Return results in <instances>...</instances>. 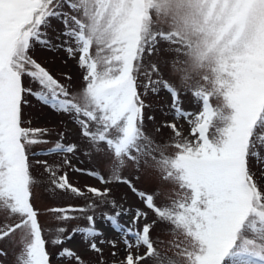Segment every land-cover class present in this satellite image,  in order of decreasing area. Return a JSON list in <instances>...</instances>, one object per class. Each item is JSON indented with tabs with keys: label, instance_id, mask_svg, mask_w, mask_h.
Returning a JSON list of instances; mask_svg holds the SVG:
<instances>
[{
	"label": "snow or ice",
	"instance_id": "obj_1",
	"mask_svg": "<svg viewBox=\"0 0 264 264\" xmlns=\"http://www.w3.org/2000/svg\"><path fill=\"white\" fill-rule=\"evenodd\" d=\"M65 3L74 14L57 11ZM119 3L120 0H0V203L10 215L21 217L17 225L0 226V240L11 237L18 229H27L17 241L22 245L17 264H53L54 257H71L78 264L81 261V257L68 248L59 253L47 250L48 241L42 235L39 211L31 203L30 191L26 193L30 176L28 146L46 142L39 137L47 131L22 126L23 107L31 95L54 110L74 113L82 136L93 142L106 143L113 150L107 164L108 176L98 170L74 169L105 185L87 188L99 198L100 204L109 203L105 200L111 192L108 184L125 183L161 222L170 221L191 237L187 264H264V190L258 188L248 167V158L257 155V144H264V135L257 131L264 129V93L257 92L253 97L239 86L233 88L226 96L227 112L213 108L208 98L200 92L195 93L203 98V111L193 121L195 127L192 129L194 134H199L198 142L195 145L188 141L178 142L175 147L181 151L175 158H166L167 163L160 161L167 177L174 178L191 194L180 202L173 201L170 207L156 205L158 193L136 189L131 180L120 174L126 158L138 161L129 147L145 138L139 124L145 103L135 75L138 50L134 41L115 26L109 15ZM58 16L64 17L66 31L63 34L74 38L77 45L66 48L68 56L72 57L78 51L79 66L86 69L84 79L87 83L80 93H70L66 85L29 55L34 42L54 47L42 39L46 35L43 29L49 26V18ZM94 45L95 55L91 51ZM25 76L38 82L40 90L33 91L26 85ZM156 83L163 84L172 94L175 111L183 115L178 89L167 81ZM214 121L222 126L216 127L217 134L209 138L206 133L214 126ZM93 122L97 130L91 128ZM167 126L175 130L177 137L181 135L175 123ZM77 149L75 143H56L48 151L74 154ZM95 150L100 151L99 148ZM38 154L31 153L33 156ZM64 163L71 165L67 157ZM52 174L55 177L54 171ZM53 182L61 190L85 195L69 182L67 174ZM110 203L118 207L114 200ZM96 206L92 203L57 208L55 211L60 215L56 219L77 218L71 213H84ZM120 214L118 208L115 214H108L107 219L115 224ZM147 216V212L136 209L133 224L141 218L147 220ZM87 220L95 224L93 215H88ZM154 223H145L142 230L126 229L135 237V243L124 239L127 255L121 264H145L152 258L157 259L158 264H165L164 257L153 251L150 232ZM83 231L91 236L98 234L93 227ZM63 232V228L57 229V238L51 241L52 245L62 243ZM112 243L115 246V242ZM141 244L146 247L145 253L132 251ZM90 248L102 251L95 242ZM5 254L0 251V255Z\"/></svg>",
	"mask_w": 264,
	"mask_h": 264
},
{
	"label": "rangeland",
	"instance_id": "obj_2",
	"mask_svg": "<svg viewBox=\"0 0 264 264\" xmlns=\"http://www.w3.org/2000/svg\"><path fill=\"white\" fill-rule=\"evenodd\" d=\"M57 11L74 14L66 3ZM109 15L115 26L134 41L138 50L135 75L138 91L145 103L139 122L145 138L129 147L138 161L126 158L120 174L131 180L136 189L158 193L155 195L156 205L170 207L173 201L180 202L191 192L181 188L174 178L167 177L160 161L167 163L166 158H175L181 151L175 147L176 143L188 141L195 145L198 142L199 134H194L192 129L195 127L193 121L203 111V98L195 93H202L213 108L224 112L228 111L226 96L237 86L249 96L264 93V0H120ZM63 19V16L51 17L49 26L43 29L46 35L42 39L54 47L34 42L29 55L75 94L86 87V69L79 66L78 51L72 57L66 52L68 46L76 48L77 45L74 38L63 34L66 31ZM91 51L95 55V45ZM23 79L33 91L40 90L38 82L27 76ZM159 80L167 81L178 89L183 115L175 111L172 94L165 90L163 84L156 83ZM153 88L158 90L153 91ZM27 99L22 126L47 129L43 137H39L46 142L28 146L30 176L26 187V193H31L33 207L39 211L42 235L48 241L47 250L59 253L68 248L81 257L80 264H121L127 255L124 239L135 243V237L126 229L142 230L145 223L154 221L150 232L153 251L164 257L165 264H187L191 237L183 229L175 228L170 221L161 222L127 184H108L111 192L105 200L109 203L104 204L87 191L88 186L103 188L105 185L74 169L98 170L108 176L107 164L112 159L113 150L106 143L93 142L82 136L74 113L54 110L35 96L30 95ZM171 123L177 125L181 133L179 137L167 126ZM90 126L97 130L94 122ZM219 126L222 125L214 121V126L206 133L209 138L217 134L216 127ZM257 131L264 135V129ZM56 143H75L78 149L74 154L49 152ZM257 150L256 156L248 158V167L258 188L264 190V144L258 143ZM31 153L40 154L33 156ZM65 157L71 161L70 166L64 163ZM64 174L70 183L85 192L84 196L58 188L53 180ZM112 200L118 207L112 206ZM92 203L97 206L89 211L71 213L77 218L56 219L60 215L55 211L57 208ZM118 208L121 214L114 224L107 215L115 214ZM136 209L147 212V220L141 218L133 224ZM88 215L94 216V225L87 220ZM20 221L19 215H10L0 203V226L17 225ZM88 227H93L98 234L91 236L83 231ZM59 228L64 229L62 243L52 245ZM24 231L27 229H18L11 237L0 240V251L6 253L0 255V264H17V257L22 253V245L17 241ZM93 242L101 252L90 248ZM132 251L143 254L146 247L141 244L139 248L133 247ZM53 264L78 262L71 257H54ZM145 264H158V261L152 258Z\"/></svg>",
	"mask_w": 264,
	"mask_h": 264
}]
</instances>
